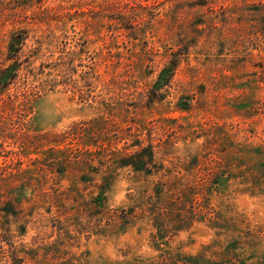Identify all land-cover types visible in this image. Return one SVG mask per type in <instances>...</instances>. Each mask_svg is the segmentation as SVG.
Wrapping results in <instances>:
<instances>
[{"label":"rangeland","instance_id":"374dc122","mask_svg":"<svg viewBox=\"0 0 264 264\" xmlns=\"http://www.w3.org/2000/svg\"><path fill=\"white\" fill-rule=\"evenodd\" d=\"M7 67L0 264H264V0H0Z\"/></svg>","mask_w":264,"mask_h":264},{"label":"trees","instance_id":"16d2710c","mask_svg":"<svg viewBox=\"0 0 264 264\" xmlns=\"http://www.w3.org/2000/svg\"><path fill=\"white\" fill-rule=\"evenodd\" d=\"M9 67L3 69L2 71H0V84L3 86L6 83V75L9 73L8 76L13 75L14 73H10L8 71H10L11 67L8 69Z\"/></svg>","mask_w":264,"mask_h":264}]
</instances>
